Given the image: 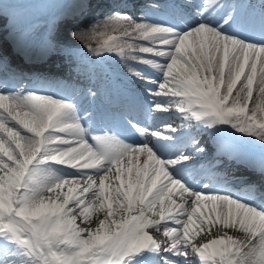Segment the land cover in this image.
Returning <instances> with one entry per match:
<instances>
[{
    "label": "snow or ice",
    "instance_id": "snow-or-ice-1",
    "mask_svg": "<svg viewBox=\"0 0 264 264\" xmlns=\"http://www.w3.org/2000/svg\"><path fill=\"white\" fill-rule=\"evenodd\" d=\"M175 7L154 20L153 0H81L67 21L92 57L133 62L131 76L146 81L144 109L115 123L74 98L0 80V264H264V0L258 10L201 0L195 19ZM9 66L0 41V69ZM200 132L258 144V167L225 144L218 153L259 180L221 173L215 158L201 173ZM215 225L246 239L213 236Z\"/></svg>",
    "mask_w": 264,
    "mask_h": 264
},
{
    "label": "bare ground",
    "instance_id": "bare-ground-1",
    "mask_svg": "<svg viewBox=\"0 0 264 264\" xmlns=\"http://www.w3.org/2000/svg\"><path fill=\"white\" fill-rule=\"evenodd\" d=\"M45 0H6V5L7 6H15V7H20L21 5H27L28 3H32V2H37V4H42V5H45L44 3ZM109 0H105L104 3H108ZM112 2H114V0H111ZM160 5H163V0H156ZM98 0H93V4L97 3ZM111 2V3H112ZM116 2H118V0H116ZM138 2L142 3V0H138ZM48 6L49 7H46V8H43V10L39 13V17L43 14V13H46L47 10L49 9L50 11H53V8L50 7V3H48ZM2 8V7H1ZM35 9V7L31 8L30 10H33ZM2 10V9H1ZM74 10L78 11V9H73V10H69V11H66L65 15H63V17L58 20L57 22V25L56 23H54L56 26L55 28L52 30V36L55 37L58 40H63L64 41V44L67 43L68 41L71 42V44H76L78 46H83L84 45L76 40H72L71 39V35H70V28L73 27V25L67 23L68 20H70L72 17V15L74 14ZM110 9H107V8H93L92 9V14H102L103 12L105 11H109ZM3 11V10H2ZM75 11V12H76ZM158 14V13H157ZM74 16V15H73ZM79 16V15H78ZM78 16H74V17H78ZM71 17V18H70ZM91 17H89L90 19ZM151 18L154 19V20H159L154 12L151 14ZM192 19H195V17H191ZM55 22V20L53 21ZM60 24V25H59ZM29 30L33 29L32 27L28 28ZM69 36V39H65V38H68ZM141 43H143L141 41ZM58 44V43H57ZM95 45L96 46V43L95 41L92 42V46ZM93 46V47H95ZM76 48V47H75ZM60 50L57 48V46L55 47L54 51H53V54H50L49 55V67H48V71H47V74H46V77H49L50 81H54L56 80L59 75H64L65 76V83H68L69 82V85L70 86V91H61V92H58V93H53L54 89L53 88H50V87H45V88H39L37 90H40L42 92H45L47 94H50L54 97H63V98H71V96L73 95V90H74V87L71 86L72 82L73 81H76L77 83L79 82L77 80L76 77L73 78V73L71 71V69H69V67L63 62L62 60V56L59 54ZM87 52V51H86ZM72 54L75 55V52H71ZM88 53V52H87ZM89 54V53H88ZM105 59L110 63V67L112 69H116V70H123L127 73H129L128 71V67H129V63H126L124 64L122 61H120L117 57L115 56H107L105 57ZM130 74V73H129ZM117 77L118 80H120L121 82H125L127 81L130 77H127V76H123V75H119V74H116L115 75ZM240 85H237V89H239ZM95 88L98 90V85H95ZM29 89H34L36 90L35 87H31ZM138 93V99H141L143 98L142 96L144 95V91H140V92H137ZM233 95H235V91L233 93ZM259 93H258V90H257V86L254 85V90H253V97H252V100L251 102L249 103V107H253L254 104L256 103V100H257V97H258ZM134 100H136V98H134ZM145 105H141L140 106V109L141 111L144 109ZM180 123V121L177 122V125ZM194 134V132H192ZM250 139V138H249ZM126 163V161H125ZM198 167V166H197ZM198 170L199 167H198ZM201 173H204V171H200ZM255 180H259V177H256ZM66 191V189H65ZM187 198V197H185ZM178 202H181L178 200ZM97 215H100V216H103V213H98ZM78 223H80V219H78L77 221ZM95 216L93 217V224H92V227H95ZM81 226H83V224H81ZM209 231V229L206 227L205 228V233H207ZM211 234L213 236H219L221 235L224 231H228V234L229 235H233L234 238H237L238 240H245L246 237L244 236V234L242 233H237L235 232L234 230H224L221 228L220 225H215L213 227H211ZM149 232L151 234H153L154 236H156L157 240L160 241V242H166L167 241V237H164L162 232L157 234L155 232V230L153 229H149ZM207 239V237L204 235V233H201L200 236H197L195 238V240L193 241L194 243H203L205 242Z\"/></svg>",
    "mask_w": 264,
    "mask_h": 264
}]
</instances>
